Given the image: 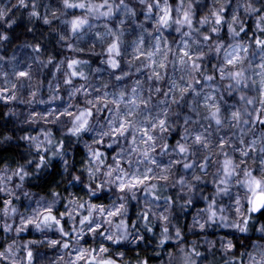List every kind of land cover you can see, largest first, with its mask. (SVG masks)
Masks as SVG:
<instances>
[{
  "label": "clouds",
  "instance_id": "1",
  "mask_svg": "<svg viewBox=\"0 0 264 264\" xmlns=\"http://www.w3.org/2000/svg\"><path fill=\"white\" fill-rule=\"evenodd\" d=\"M0 264H264V0H0Z\"/></svg>",
  "mask_w": 264,
  "mask_h": 264
}]
</instances>
